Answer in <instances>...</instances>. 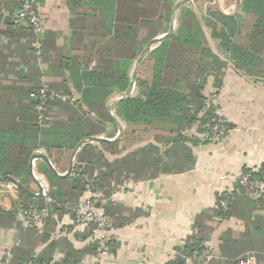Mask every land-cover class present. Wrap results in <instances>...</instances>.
I'll return each mask as SVG.
<instances>
[{"label":"trees","instance_id":"16d2710c","mask_svg":"<svg viewBox=\"0 0 264 264\" xmlns=\"http://www.w3.org/2000/svg\"><path fill=\"white\" fill-rule=\"evenodd\" d=\"M74 2L79 16L78 28H73L76 51L70 58L60 55L54 65L46 61V31L37 54L33 31L13 23L11 13L20 0L13 8H5L9 15L3 26L10 28L9 32H0V176H10L22 187L14 185L16 199L11 200L9 209L0 205V228L17 230L12 243L2 250L0 263L5 251L10 252L8 264H79L85 254L98 255L92 223L81 229L91 241L80 250L55 233L65 214L72 217L71 226L79 230L72 208L84 192L83 174L93 177L96 188L108 197L110 182L122 180L126 172V178L138 180L193 168L191 145L201 142L197 135L203 134L217 116L218 104L212 96L219 92L226 66L212 51L204 27L226 48V58L236 70L264 75V0H243L244 13L239 18L222 15L214 4L207 5L200 16L184 2L175 10L173 31L142 57L133 91L115 104L111 115L109 100L125 94L145 45L168 32L177 0ZM22 34L27 45H21L19 51L16 47ZM64 70L69 71L66 78L49 81L48 71ZM40 89L48 94L45 119H39L35 109ZM51 93L54 95L49 96ZM114 117L123 122L117 140L84 142L67 176L57 175L46 166L43 177L47 190L44 195H34L29 187L33 154L44 148L54 170L65 172L71 150L63 147L72 134L79 133V137L70 149L83 138L107 132L106 126L115 123ZM226 126L228 130L233 128L229 122ZM110 135L114 137L111 133L106 136L112 138ZM51 137L53 145H47ZM104 152L119 157L109 161ZM238 172L262 179L264 163L258 168L242 167ZM220 194L214 207L195 216L196 232L175 248L167 264H183L184 257L206 249L213 255L208 264H238L239 259L264 264V214L256 213L264 210V193L250 197L248 188L237 185L224 207L219 203ZM104 195L97 204L114 226L111 209L117 208L106 207ZM30 206L47 209L40 228L26 225L21 218V209ZM231 219L242 220L243 230L223 228ZM213 231L217 237L215 247L210 248L205 241ZM112 245L113 241L106 252ZM56 246L62 254L60 259L53 256Z\"/></svg>","mask_w":264,"mask_h":264},{"label":"crops","instance_id":"0c3cea01","mask_svg":"<svg viewBox=\"0 0 264 264\" xmlns=\"http://www.w3.org/2000/svg\"><path fill=\"white\" fill-rule=\"evenodd\" d=\"M17 2L18 0H0V4L4 5L0 9V32H9L10 27L3 26L7 17L5 10L13 8ZM38 4L40 13L46 20V61L47 64L54 65L56 63L54 59L60 55L70 58L76 51L73 28H78V12L74 0H39ZM209 4H214L221 14L227 17L239 18L244 13L243 0H239V8L233 14L236 0L233 2L217 0V4L213 0L212 3L204 5L201 16ZM18 38L16 48L20 51L22 46L26 47L27 41H24L26 39L24 34ZM210 47L222 61L226 62L221 87L218 94L212 96V100L230 120L235 122V126L230 129L231 135L228 140L219 146H211L208 143L202 144V139L197 135L196 138L201 142L196 145L190 144L195 164L185 172L160 173L155 177L138 180L126 178L128 176L126 172L122 180L118 178L111 181L108 197L103 192L100 193L101 196L104 195L106 207L117 208L111 209L114 223L113 245L108 252L99 256L94 253L85 254L79 264H167L174 257L175 248L183 245L187 237L196 232L193 226L195 216L214 207L217 194L226 186L232 185V183L227 185L228 183L221 180L220 176L233 171L238 172L242 167L258 168L264 163V75L245 74L236 70L226 58V48L221 47L220 43L215 48L211 45ZM12 53L16 55L17 50L13 49ZM47 74L49 81H61L62 77L66 78L69 75V71L64 70L63 73L48 71ZM112 102L109 100V105ZM111 114L113 115V108ZM115 119V123L123 127V122ZM115 123H108L106 129L111 131L116 129ZM104 135L106 134L102 133L92 137L113 139L117 134L113 138ZM199 136L202 137V133ZM78 137L79 133H73L67 146L63 147L64 150H71L72 153L80 141L72 149L70 145ZM46 144L53 145L52 137ZM80 147L75 151L72 166ZM39 153L46 156L51 163V157L44 152ZM104 153L109 161L119 157ZM46 166L49 165L43 159H34L31 164L33 177L39 175L44 178L43 171ZM66 171L57 174L64 176ZM33 177V181L29 183L32 192L38 193L36 182H39L42 191H46L45 180L43 179L45 182L43 185V182L40 183L37 181L38 178ZM2 189H5L4 192ZM0 192L4 193L7 199L6 202L1 201L4 198L0 195V205L4 209H9L11 200L16 199V195L7 191L4 184H0ZM256 213L263 215L264 210H258ZM58 222L56 237H65L77 250L84 248L91 241L89 236H83L82 227L79 226L77 230L78 228L71 226L73 220L68 214L63 215ZM226 226L241 231L244 223L239 219H231L223 228ZM16 232L14 227L0 228V256L2 250L12 243L13 234ZM215 232L213 231L211 238L205 241L210 248L215 247L217 237ZM53 256L56 259L61 258L59 246H56Z\"/></svg>","mask_w":264,"mask_h":264},{"label":"built area","instance_id":"2783aa9c","mask_svg":"<svg viewBox=\"0 0 264 264\" xmlns=\"http://www.w3.org/2000/svg\"><path fill=\"white\" fill-rule=\"evenodd\" d=\"M39 0H20V4L16 10L11 13L12 21L15 25L20 27H26L31 29L36 35L37 40L34 43V49L36 53H40V39L46 29V20L41 15L39 7ZM6 15H9L5 11ZM51 93L49 96H53ZM38 103L35 105V109L38 113L39 119H45L43 113L46 110V98L48 94L44 89H40L37 93ZM227 120L217 112V116L207 124L206 131L202 136L210 139L214 137L216 140L225 135L228 132L226 126ZM38 153V152H37ZM34 161V160H33ZM84 179V192L80 201L72 208L74 220L80 227L85 226L87 223L94 225L92 239L97 242L96 251L98 256L106 253L110 243L114 239V226L112 225L108 215L104 210L98 206V201L101 197L100 191L96 188L93 177H89L87 174L81 175ZM221 180H224L227 185L232 183L230 187L224 188L220 191V204L224 207L231 190L239 185L248 188L250 191V197H260L264 193V176L262 179L251 177L249 173L238 172L237 174H222ZM46 191H42V195ZM21 218L26 225L35 226L40 228L43 224V219L47 213V209H37L35 207H27L21 209ZM213 257L209 249L202 252H194L191 256L184 257L183 264H208L209 260ZM10 259V252L5 251L3 260L0 264H8ZM238 264H249L248 259H239Z\"/></svg>","mask_w":264,"mask_h":264},{"label":"water","instance_id":"95a60500","mask_svg":"<svg viewBox=\"0 0 264 264\" xmlns=\"http://www.w3.org/2000/svg\"><path fill=\"white\" fill-rule=\"evenodd\" d=\"M185 1H179L177 2L175 5H174V8L172 10V14H171V20H170V26H169V30L168 32L160 35V36H157L153 39H151L146 45L145 47L143 48V50L141 51L137 61H136V64H135V68L131 74V77H130V81H129V85L127 87V90L125 92V94L117 99H115L109 106H108V111L110 112L111 114V110L113 108V106H115L116 103H118L120 100H122L123 98H126L128 97L131 92H132V87L134 86V79H135V75H136V72H137V67H138V64L140 62V60L142 59V57L146 54V52L148 51V49L156 42L160 41L161 39L165 38L166 36H168L169 34H171V32L173 31V28H174V20H175V10L176 8L184 3ZM215 3L217 4V0H215ZM239 8V0H236V6H235V9L234 11L232 12L235 13ZM112 115V114H111ZM115 119V118H114ZM116 120V119H115ZM119 130H118V133L117 135L113 138V139H107V138H102V137H88V138H85L83 140H81L79 142V144L73 149L72 153H71V156H70V165L66 171V173L64 174V176L66 175H69L70 172H71V169H72V161H73V157H74V154H75V151L77 150L78 147H80L81 144H83L84 142L86 141H100V140H108V141H113V140H117L121 133H122V130H123V127L121 126V124H119ZM43 159L48 165L49 167L57 174V172L54 170L53 166L51 165V163L49 162V160L47 159L46 156H44L43 154L41 153H35L33 154L31 157H30V162H29V171H30V174L32 175L33 177V174H32V171H31V164L33 162L34 159ZM58 175V174H57ZM34 178V177H33ZM0 183H11L17 187H22V185L17 181L15 180L14 178L10 177V176H0ZM37 185H38V193H35L34 195H37V196H40L42 195V188L39 184V182H36Z\"/></svg>","mask_w":264,"mask_h":264},{"label":"rangeland","instance_id":"374dc122","mask_svg":"<svg viewBox=\"0 0 264 264\" xmlns=\"http://www.w3.org/2000/svg\"><path fill=\"white\" fill-rule=\"evenodd\" d=\"M179 1H185V3H187L188 5H190L196 12H197V14H199L200 16H201V13H202V9L204 8V5L205 4H207V3H212V1L213 0H177V2H179ZM176 2V3H177ZM175 22V21H174ZM203 30H204V33H205V35H206V37H207V39H208V41H209V44L213 47V48H215V46L218 44V41L215 39V38H212V36L210 35V30H209V28H207V27H204L203 28ZM45 31H46V29H45ZM217 42V43H216ZM133 89H134V86L132 87V91H133ZM211 90H212V88H210ZM209 89V90H210ZM206 91L208 92V87H206ZM212 91H214V90H212ZM122 95H120V94H117L116 96H115V98H112V99H110V102L111 101H114L115 99H117V98H119V97H121ZM218 99V98H217ZM218 112H220V114L228 121V122H231L232 121V124H233V127L235 126V122H233V120H230V118H229V116H226L225 114H224V112H223V110L221 109V108H219V106H218ZM107 130V129H106ZM193 130H191V132H192ZM117 132H118V130H117V128L116 129H114V130H107V132L105 131L104 132V134H106V135H108V134H113L114 136L117 134ZM106 135H104V136H106ZM203 135V134H202ZM231 135V132H230V129L228 130V132L225 134V135H223V136H221V137H219L217 140L214 138V137H210V139H208V138H205L204 136H198V137H200L201 139H202V144H204V143H208V144H210L211 146H219V145H221V144H223V143H225V141H227L228 140V137ZM111 136V135H110ZM112 137V136H111ZM113 138V137H112ZM38 152H44L45 153V151H44V148H42V149H40V150H38ZM36 160V159H35ZM237 172V171H236ZM236 172L235 171H233V172H230L229 174H232V175H234V174H236ZM238 173V172H237ZM34 177H36V179H37V181H40V183H42L45 179L44 178H42V177H40L39 175H34ZM44 179V180H43ZM46 182V181H45ZM45 182H43L42 184L44 185L45 184ZM4 187L6 188V190L7 191H9L10 193H12V194H14V195H16V188L14 187V185L13 184H11V183H4ZM3 190V189H2ZM5 190V189H4ZM4 190L2 191V192H4ZM2 192H0V195H2L3 197L2 198H4V199H1V201L3 200V201H7V199H6V197H5V194L4 193H2Z\"/></svg>","mask_w":264,"mask_h":264}]
</instances>
